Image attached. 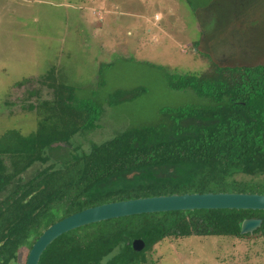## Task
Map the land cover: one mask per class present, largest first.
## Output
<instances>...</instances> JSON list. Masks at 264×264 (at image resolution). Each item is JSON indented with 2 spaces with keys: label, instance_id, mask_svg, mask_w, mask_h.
Masks as SVG:
<instances>
[{
  "label": "trees",
  "instance_id": "16d2710c",
  "mask_svg": "<svg viewBox=\"0 0 264 264\" xmlns=\"http://www.w3.org/2000/svg\"><path fill=\"white\" fill-rule=\"evenodd\" d=\"M209 64L168 77L197 101L163 107L158 122L127 127L86 149L73 137L99 126L101 102L57 84L50 67L44 78L54 98L38 103L35 130L0 134V264L15 262L18 249L29 248L45 227L88 206L183 192L264 193V185L236 178L264 174V64ZM133 90L110 93L106 103ZM35 163L41 167L26 175ZM247 217L261 219L252 232L264 247L263 210H171L68 230L46 245L37 264H142L144 252L165 237H242L239 223ZM135 238L144 243L139 251L131 246Z\"/></svg>",
  "mask_w": 264,
  "mask_h": 264
},
{
  "label": "rangeland",
  "instance_id": "374dc122",
  "mask_svg": "<svg viewBox=\"0 0 264 264\" xmlns=\"http://www.w3.org/2000/svg\"><path fill=\"white\" fill-rule=\"evenodd\" d=\"M210 62L264 64V0H0V134L35 130L38 103L54 98L44 78L50 67L57 84L101 102L99 126L73 137L86 149L158 122L163 107L197 101L168 77L207 70ZM120 90L133 93L108 105ZM236 178L264 185V174ZM28 249L20 247L9 264H24ZM144 258L142 264H264V247L254 232L165 237Z\"/></svg>",
  "mask_w": 264,
  "mask_h": 264
},
{
  "label": "water",
  "instance_id": "95a60500",
  "mask_svg": "<svg viewBox=\"0 0 264 264\" xmlns=\"http://www.w3.org/2000/svg\"><path fill=\"white\" fill-rule=\"evenodd\" d=\"M223 208L264 211V193L183 192L127 198L88 206L52 222L43 229L30 245L24 264H37L41 252L55 237L85 224L140 213ZM260 222L259 217L243 218L239 223V233L252 232ZM131 246L135 251H139L144 243L141 239L135 238L131 241Z\"/></svg>",
  "mask_w": 264,
  "mask_h": 264
}]
</instances>
